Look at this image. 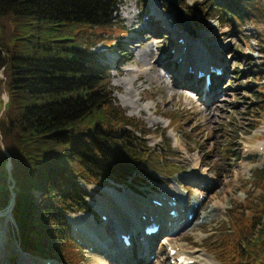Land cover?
Listing matches in <instances>:
<instances>
[{
    "label": "rangeland",
    "instance_id": "374dc122",
    "mask_svg": "<svg viewBox=\"0 0 264 264\" xmlns=\"http://www.w3.org/2000/svg\"><path fill=\"white\" fill-rule=\"evenodd\" d=\"M178 3L183 8L191 7L187 12H190L189 18H196L190 20L194 33L189 34L181 23L176 22L173 9L164 0H116L112 22L86 28L84 33L94 35L93 38L84 36V41L94 42L92 49L111 68L107 76L115 103L125 109L127 115L140 120L147 132L142 137L144 142H139L137 154L138 158H147L140 165L143 170L135 179H130V187L115 184L112 180L84 185L89 193L85 200L96 214L93 216L83 211L67 214L77 241V251L68 257V262L31 256L20 249L11 210L8 205L0 209V231L3 232L0 264H134L129 261L131 257L120 262L87 238L100 230V236L111 240L109 248H116V241L124 245L115 219L121 228L119 218L124 215L131 221L133 218L128 217H133L135 211H126L127 208L120 205L115 207L111 202L112 196L121 195L120 199H129L132 207L139 211L142 207H138L137 200L142 196L148 200L168 191L170 195L174 194L171 198L184 197L186 202L182 205L186 212L198 190L191 172L201 171L209 180L207 189L203 191L209 195L208 200L199 196L201 204L192 215L193 221L189 226L168 228V232L162 230L160 234L157 232L153 242L155 246L151 250L154 254L143 263H169L166 251L175 246L176 249L195 250L201 264H220L216 259V249L213 250L218 244L221 247L233 245L235 249L229 256L234 259H224L227 264H238L233 261L239 257V239L253 228L259 212L251 196L264 192V7L260 12L254 11L250 21L241 23L231 21L215 9L210 0H178ZM202 9L205 13H201L199 18L191 16V12ZM158 15L166 28L159 24ZM7 26L5 19H1L0 29ZM75 30H60L52 38L75 37ZM183 37V51L188 41L196 61L205 62V66H220L222 70L221 78L212 87L206 101L199 99L195 86L190 88L181 83L190 77L185 73L189 68L185 69L184 62L176 63L173 54L180 49L177 43H181ZM138 40L142 42L140 47L135 43ZM144 44L147 46L142 48ZM143 49L147 54L141 58ZM193 56L184 54L187 61H191ZM203 70L206 72L207 69ZM190 71L195 75L197 70ZM0 78L5 79L3 69H0ZM6 101L7 93L2 90L0 112H3ZM10 167L7 160L8 174ZM8 186L12 187V181H8ZM35 195L39 197L37 193ZM212 202L220 207L216 214L207 219L198 218ZM163 211L157 215H162ZM79 214H90V227L94 226V229H84L76 221L78 225L70 221L72 215L79 217ZM104 215L108 217L106 223ZM79 218L82 224V218ZM133 224L139 232L142 225L137 221ZM79 229H84L82 234L87 237L82 239ZM127 238L129 246V235ZM204 244L208 245L206 250ZM135 255L136 251L132 257Z\"/></svg>",
    "mask_w": 264,
    "mask_h": 264
},
{
    "label": "trees",
    "instance_id": "16d2710c",
    "mask_svg": "<svg viewBox=\"0 0 264 264\" xmlns=\"http://www.w3.org/2000/svg\"><path fill=\"white\" fill-rule=\"evenodd\" d=\"M210 1L241 23L264 7V0ZM115 5L116 0H0V20L8 25L0 29L5 75L0 93H7L0 116V209L14 193V232L19 248L31 256L68 262L77 241L67 214H96L84 185L112 180L130 187L147 159L137 157L147 133L142 122L115 103L107 76L111 68L92 49L95 43L84 41L94 36L84 35L86 28L112 22ZM71 29L75 37L52 38ZM251 198L259 211L256 230L240 237L233 263L264 264V192ZM216 245L220 264L234 259L233 245Z\"/></svg>",
    "mask_w": 264,
    "mask_h": 264
},
{
    "label": "bare ground",
    "instance_id": "6f19581e",
    "mask_svg": "<svg viewBox=\"0 0 264 264\" xmlns=\"http://www.w3.org/2000/svg\"><path fill=\"white\" fill-rule=\"evenodd\" d=\"M153 13L158 14V12H155V11H153ZM156 17L159 18L158 19L159 24L163 25L166 28L167 25L165 24L162 17H160L159 15ZM188 33L190 34L191 32L188 31ZM134 40H136V39H134ZM184 42H185V40L183 37L182 42L177 43V45L180 47V49L178 50V52L173 54V59H176L175 60L176 63L180 64V62H184L185 69L187 70L189 68V71H185V73L189 74L190 77L187 80H181V83L189 86L190 88L195 86L194 90L198 91L199 99L206 101V100H208V96L212 92V87L216 84L218 79L221 78L222 73H221V75H217L215 73L209 74L208 81L210 82V84L205 89L204 84H203L204 82L201 81L202 80L201 77H197L196 74L194 75V73L192 71H190V70H199V69H201V66L199 65L198 61L195 60V57L193 56L194 53L191 52V50H193V49L189 45L188 41L186 43L187 47L185 48V51H183ZM135 43H137V46H139V47H140V45H142L141 41L135 42ZM145 46H147V45L144 44V46H142V48ZM188 53H190L193 56L191 61H187V58H184V54H186V56H187ZM146 54H147V51H145L143 49L142 53H141V55H142L141 58H143ZM170 70H172V69H170ZM180 71L182 72V68ZM173 72H175V70ZM181 72H179V74L177 73L178 75H180V77H182ZM174 91L177 92V90H174ZM213 95H214V92H213ZM261 145H263V144L261 143ZM260 149H262V147H260ZM198 165H200V164H198ZM191 175H194L195 179L193 181H195V187H196V190L197 189L198 190L196 191V197L192 200L191 205L188 207V210H186V212H184L186 207L185 206L183 207V205H182V202L183 203L186 202V200H184V197L183 198L182 197H178V198L175 197V199H172L171 195H174V194L170 195L168 191H165L164 193H160V195L156 194L154 197H150L148 200L142 198L143 197L142 196L141 199L137 200L138 207L139 206L142 207V208L140 207L141 209L139 211H138V209H135L132 207V202H130L129 199L125 198L124 200H122V199H120L121 195H113L112 196L111 202L113 203V205L115 207H116V205H120V206H124L125 208H127L126 211H135V215H133V217L131 215H129L130 217H128L129 219L133 218V220H131V221H128V219L124 215H123V218H119V225L121 226V228H119V226H118V220H116L114 218L118 233L129 235L131 243L129 246H127V245L124 246V245L120 244L118 241H116L115 242L116 248L112 247V249L114 250V252H112L113 254L111 253L112 249L109 248V246H110L109 243L111 240L107 239L103 235L100 236L102 234L100 230H97L95 232V234L92 233L91 237H87L86 235L82 234V231L84 229H88V228L94 229V226L90 227V222H91L89 220L90 214H88V216L86 214H84V215L79 214V217H81L82 218L81 220L83 221L82 224L80 223V218L75 216V215H72L70 217V221L74 225L79 224L78 226L84 228L82 231L80 229L78 230L82 239H83V237H87L88 241L91 242L94 246H97V247L103 249L104 251H107L108 254H110L111 256L114 255L115 258L119 259L120 262H122V261L126 260V258H130V257L131 258L129 261H131V263L133 262L134 264H141V263L146 262V261L148 262L149 259L151 258V256L154 254L153 252H151V250L154 249L155 243H153V242L156 238L157 232H159V234H160V233H162V230H163V232H168V228L173 229V228L178 227L179 229H181L185 226H189L190 223H192L193 218L189 219L187 217V214L188 213L194 214L196 212V209L198 207H200L201 202L199 201V196L201 195L203 197H206V200H208V198H209L208 197L209 195H207V194L205 195L203 192L205 189H207V183L209 182L208 179L204 178V172H202V171L201 172H191ZM179 193L176 192L175 194H179ZM166 199H169L171 202H173V205H169V207H167V202L165 201ZM153 200L155 202L161 203V206L154 204ZM219 208L220 207L216 202H212L209 204L208 210H205L202 213H200L198 215V218L200 217L201 219L202 218L207 219L209 216L215 215L216 211ZM155 209H157L158 211H163V210L164 211H163L162 215H155L153 213V211ZM170 209L174 211V215H170V213H169ZM137 215H139V218ZM141 217H144L145 220L149 221V222L151 220H153L156 223H158V225H159V229L155 233L143 234V236L145 238L144 244H140V242H142V240L138 241V237L141 234H140V232H138L137 228H135L137 226L133 224V222H135V221H140L142 219ZM150 218H151V220H149ZM107 219H108L107 216L105 217V220L103 219L105 221L104 223L107 222ZM75 221L78 224H76ZM142 222H144V221H142ZM162 228H164V229H162ZM2 235H3V232L0 231V239L2 238ZM205 244L203 245L204 250H206V247H208V245H205ZM141 245H143V246H141ZM172 250H174V253H171ZM135 251H136V255L134 257H132L133 254L135 253ZM182 254H187L189 256V258L192 259L193 263H190V264H201L198 260V256H196V254H195V250L186 251L183 247H179L176 249L175 246H170V248L166 251V258H168V261H169V263H166V264H176V263L185 264V257ZM171 261H172V263H171ZM30 264H32V262H30Z\"/></svg>",
    "mask_w": 264,
    "mask_h": 264
},
{
    "label": "water",
    "instance_id": "95a60500",
    "mask_svg": "<svg viewBox=\"0 0 264 264\" xmlns=\"http://www.w3.org/2000/svg\"><path fill=\"white\" fill-rule=\"evenodd\" d=\"M168 5L171 6V8L173 9V13L176 19V22L181 23L183 26V29H185V31H189L191 33H194V27L190 22V18L186 15V11L183 7H181L178 3V0H164ZM119 184V183H117ZM13 204V198L10 199V202L7 206V208H9V210L11 209Z\"/></svg>",
    "mask_w": 264,
    "mask_h": 264
},
{
    "label": "clouds",
    "instance_id": "9594fccd",
    "mask_svg": "<svg viewBox=\"0 0 264 264\" xmlns=\"http://www.w3.org/2000/svg\"><path fill=\"white\" fill-rule=\"evenodd\" d=\"M3 115V112H0V116H2Z\"/></svg>",
    "mask_w": 264,
    "mask_h": 264
}]
</instances>
